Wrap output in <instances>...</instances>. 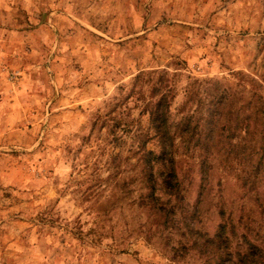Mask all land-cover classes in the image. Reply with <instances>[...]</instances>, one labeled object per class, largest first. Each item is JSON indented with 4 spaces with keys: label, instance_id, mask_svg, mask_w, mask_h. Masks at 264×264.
<instances>
[{
    "label": "rangeland",
    "instance_id": "374dc122",
    "mask_svg": "<svg viewBox=\"0 0 264 264\" xmlns=\"http://www.w3.org/2000/svg\"><path fill=\"white\" fill-rule=\"evenodd\" d=\"M149 70L202 118L159 213ZM0 264H264V0H0Z\"/></svg>",
    "mask_w": 264,
    "mask_h": 264
},
{
    "label": "trees",
    "instance_id": "16d2710c",
    "mask_svg": "<svg viewBox=\"0 0 264 264\" xmlns=\"http://www.w3.org/2000/svg\"><path fill=\"white\" fill-rule=\"evenodd\" d=\"M154 72L156 71L149 70L147 73L140 71L136 74L133 79L134 88L128 90L126 97L134 96L137 100L144 101L143 110L138 113L140 129L135 134L140 141L136 142L132 149L135 150L141 178L147 185V195L144 196L154 197L150 208L152 212L159 213L166 205L153 196L154 190L161 187L169 197L178 193L176 164L185 156L199 155L202 118L199 113L196 114L198 104H193L195 98L191 99L190 84L180 89L170 80L166 71L157 72L159 75L153 82L149 75ZM177 94L181 95L182 101L176 104L174 98ZM189 101V109H186V103ZM178 105L180 106L177 107ZM212 106L214 107V104ZM254 112L260 113L256 109ZM212 117L214 118V114L210 112L209 124L214 125ZM211 132L212 128L207 132L208 138ZM179 147L184 151L180 152ZM153 166L156 167V177L160 178L159 183L154 181Z\"/></svg>",
    "mask_w": 264,
    "mask_h": 264
}]
</instances>
